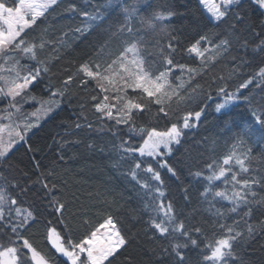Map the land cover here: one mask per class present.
<instances>
[{"label": "trees", "instance_id": "1", "mask_svg": "<svg viewBox=\"0 0 264 264\" xmlns=\"http://www.w3.org/2000/svg\"><path fill=\"white\" fill-rule=\"evenodd\" d=\"M6 2L8 6H14L18 0ZM122 2L137 3L139 15L132 20L131 26L144 41L142 55L154 72L163 70L160 48L167 54V45L173 36L176 37L171 40L175 47L172 53L174 62L198 70L190 80L187 73H181L178 68L170 75L174 87L183 81L184 91L193 96L191 102L181 106V110H176L173 103L168 109L169 115L164 116L158 113L159 105L153 104L150 111L137 113L134 117L137 128L155 126L164 129L177 122L184 112L204 109L198 126L184 130L181 142L173 145L172 152L161 158L176 175L150 158L145 159L160 172L163 185L143 171L146 165L138 171L141 181H147L153 188H162L165 196L161 199L165 204L171 202L177 222L184 223L185 230L197 240V244L192 245L178 234L161 237L150 227L153 213L145 208L149 196L130 175L139 156H129L120 150L124 141L138 146L141 137L130 131L129 125H118L115 120L101 118L92 100L93 96L101 95L99 88L94 81L82 85V74H77L79 65L84 62H110L122 50L124 41L129 39L118 32L125 24V18L120 7L115 2L110 4L109 0H58L45 17L26 30V35L22 34L27 43L38 45L45 42L43 50L37 51L38 58L48 67L38 82L30 86L27 95L43 102L51 98L52 91H64L63 97L55 98L59 106L6 158H0V186H7L17 198L18 205L30 209L35 218L30 227L22 230L23 236L48 258L49 264H66V259L55 253L48 243L47 229L54 227L65 241L78 242L111 215L128 240L127 245L110 258L111 264H175L174 256L169 253L170 244L176 240L187 243L182 249L185 264H203L206 243L224 234L220 225L235 223L236 230L242 232L243 237L235 241L233 257L227 264H264V203L249 205L251 215L245 216L246 206L242 205L233 213L230 211L233 205L228 201L201 195L207 184L203 178L208 174L207 165L220 161L234 150L251 149L247 175L264 180V143H258L253 136L241 147L235 139L239 128L248 127L253 122L250 108L264 106V85L260 84L257 75L264 68V28L260 26L264 11L250 0H242L238 6H233L223 23L207 24L197 29L195 24L202 18L198 0ZM70 5L75 6V11H69ZM98 11L103 16L102 21L91 22V27L82 33L75 31L89 23L83 13L95 15ZM158 12L173 13L161 22V26H166L167 34L159 29L157 32L147 30L140 23V17ZM202 34H207L213 44L226 39L229 46L226 51L221 50L215 62L201 71L200 58L186 49ZM68 76H73V80L65 90L63 82ZM249 80L252 83L242 88L241 85ZM221 87L237 97L229 106L227 115L215 111L216 104L223 100L217 92ZM1 102L4 103V99ZM28 106L34 107L36 103ZM197 172L203 175L196 176ZM45 183L49 188L55 184L51 194L43 187ZM213 183L217 188L224 187L220 181ZM254 191L257 201L264 199V183L256 185ZM53 197L65 205L62 215L49 206ZM218 211L223 215H217ZM249 224L254 226L251 235L247 230ZM196 228L200 229L199 233ZM8 243L7 237L0 239V244L7 246Z\"/></svg>", "mask_w": 264, "mask_h": 264}, {"label": "snow or ice", "instance_id": "2", "mask_svg": "<svg viewBox=\"0 0 264 264\" xmlns=\"http://www.w3.org/2000/svg\"><path fill=\"white\" fill-rule=\"evenodd\" d=\"M115 2L120 7L125 18V24L118 29L122 35L129 39L124 41L122 50L109 61H88L79 65L77 74H82L81 84L87 85L94 81L99 88L100 94L93 96V107L101 118L115 120L116 124L130 126V131L136 132L141 137L138 146H132L127 141L120 145L123 154L132 156L138 154L139 158L130 170V175L149 196V202L145 208L150 210L153 215L150 218V227L159 233L161 237H168L178 234L190 241L192 245L197 244V240L192 239L189 231L185 230L184 223L177 222L175 209L171 202L165 204L163 199L164 191L160 186L153 188L147 181L138 178V171L142 169L151 175V179L163 185L161 174L145 158L160 162L161 168H167L168 172L176 175L175 170L161 158L172 152L173 145H178L184 135V130L198 126L204 109L199 111H186L183 116L164 129L155 126H135L134 117L150 111L151 105H159L158 113L164 116L169 115L168 109L173 103L176 110H181L182 105H186L193 99V96L184 91V83L173 86L170 75L173 70L178 68L181 73H187L189 80L198 74L197 68L185 64H177L172 58L175 51L171 37L167 47L168 53L160 48V55L164 65L163 70L154 72L147 64L142 55L144 41L137 31L131 26L132 20L139 15L137 3H126L122 0H109ZM242 0H198V5L202 9V18L199 19L195 28L199 29L207 24L218 25L223 23L229 16L233 6H238ZM260 10H264V0H250ZM58 0H18L14 6H8L6 0H0V73H3L6 66L11 63L7 76L0 74V98L7 100V105L0 110V158H6L10 151L20 141H24L27 133L36 127L44 116H47L56 107L59 101L56 97H63L64 91L56 89L51 92V99L46 107L38 109L36 112L24 119L16 122L15 117L21 111L18 105V98L23 97L30 90L35 82H38L42 72H47L48 67L45 61L38 58L37 49L43 50L45 42L40 44L27 43L22 34H27L26 30L31 29L37 21L45 17L46 14L57 5ZM69 11H75V6L70 5ZM206 13V15H203ZM89 23L83 28H77L76 32L87 31L91 27V22L103 20V16L98 11L95 15L83 13ZM173 15L172 12L154 13L151 16L140 17V23L147 30L152 32L165 33L166 26H161V22ZM239 20V17H237ZM264 28V20L261 21ZM19 38V39H18ZM202 42L209 46L205 47ZM228 40H221L213 44L207 34L199 35L195 42L191 43L186 49L188 53L200 58V70H204L210 63L215 62L221 50H227ZM13 51L22 52L24 57L35 61L36 65L22 64L19 59L10 56ZM257 75L260 77V84L264 85V68H261ZM73 80V76H68L63 82L64 89ZM252 81L249 80L242 84L246 88ZM131 89V93H129ZM218 95L223 97L222 102L217 103L215 111L221 115H227L230 111L229 106L237 99L235 93H228L224 87L217 90ZM209 99L211 97L209 96ZM251 103V101H249ZM226 110V111H222ZM252 124L248 127L239 128L235 133L236 143L241 147L253 136L258 143H264V106L250 108ZM7 121V123H5ZM182 121V122H181ZM195 121V122H194ZM228 127V121L225 122ZM230 130V128H229ZM6 133V137H5ZM135 158V157H134ZM251 158V149L237 152L231 151L220 161H213L207 165V175L201 172L195 173L202 176L207 182L202 196L207 198L209 195L228 201L233 207L231 212H237L242 205L248 207L253 203H264V199L256 200L257 193L254 187L264 183V180H257L249 177L248 166ZM214 181L223 183V188H217ZM51 194L56 186L51 188L48 184L43 185ZM157 200L159 202L157 203ZM56 213L63 214L65 205L57 198L53 197L49 204ZM252 208L248 207L245 216H250ZM222 216L223 213L217 212ZM35 221L33 212L30 209L22 208L18 205V200L12 195L7 186H0V239L7 237V246L0 244V264H49L48 258L42 255L34 245L23 236L22 230H26ZM220 230L224 233L214 241H208L205 245L206 254L203 255V264H227L229 258L233 257L234 243L243 237V233L236 230V224H221ZM248 234L254 231V226L248 225ZM197 233L200 232L196 228ZM47 241L55 253L61 258H66V264H111L110 258H114L118 251L128 243L127 237L117 227V222L111 215L106 216L101 223L93 228L86 236L78 242L65 239L54 227L47 229ZM187 247V243H180L178 240L170 244V255L175 258V264H185V256L182 251ZM168 251V249H165Z\"/></svg>", "mask_w": 264, "mask_h": 264}, {"label": "rangeland", "instance_id": "3", "mask_svg": "<svg viewBox=\"0 0 264 264\" xmlns=\"http://www.w3.org/2000/svg\"><path fill=\"white\" fill-rule=\"evenodd\" d=\"M264 11V10H263ZM13 52H15V53H9V55L10 56H14L16 59H19L20 60V62L22 63V64H26V65H31V66H35L36 65V62L35 61H31L29 58H27V57H24V55H23V53L22 52H19V51H13ZM0 63H3V61H0ZM11 63L12 62H9V64L6 66V68H5V70L3 71V73H0V74H3V75H5V76H7L8 74H9V72H8V69L11 67ZM35 64V65H34ZM2 99L3 98H0V102L2 101ZM51 98H49V99H47V100H45V101H43V102H39V101H37L36 99H34L31 95H25L24 97H23V99H20V98H18V105H19V107H20V109H21V111L16 115V117H15V121L16 122H22L24 119H26V118H28L29 116H30V114H32V113H34V112H36L38 109H41L42 107H46L47 106V102L50 100ZM2 104H1V106H0V110H2L6 105H7V100H4V103L3 102H1ZM31 103H36V106H34V107H29L28 105H30ZM57 108V107H56ZM55 108V109H56ZM54 109V110H55ZM53 110V111H54ZM52 111V112H53ZM52 112H50L47 116H44L42 119H40V121H39V123H38V125L42 122V121H44ZM5 123H7V121H5ZM37 125V126H38ZM37 126L36 127H34V128H32L28 133H27V135L31 132V131H33L35 128H37ZM26 135V136H27ZM5 137H6V133H5ZM21 142H23V141H20V142H18L16 145H14V147L15 146H17L18 144H20ZM13 147V148H14ZM66 259V258H65Z\"/></svg>", "mask_w": 264, "mask_h": 264}]
</instances>
